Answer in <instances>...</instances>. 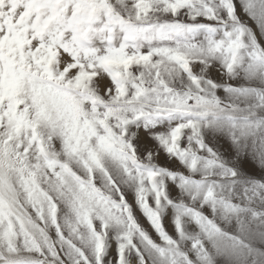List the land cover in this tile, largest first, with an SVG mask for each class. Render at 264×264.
<instances>
[{
	"label": "rangeland",
	"instance_id": "1",
	"mask_svg": "<svg viewBox=\"0 0 264 264\" xmlns=\"http://www.w3.org/2000/svg\"><path fill=\"white\" fill-rule=\"evenodd\" d=\"M0 264H264V0H0Z\"/></svg>",
	"mask_w": 264,
	"mask_h": 264
}]
</instances>
